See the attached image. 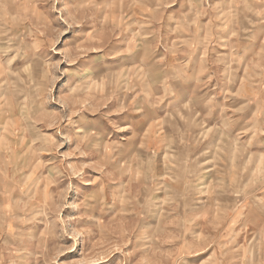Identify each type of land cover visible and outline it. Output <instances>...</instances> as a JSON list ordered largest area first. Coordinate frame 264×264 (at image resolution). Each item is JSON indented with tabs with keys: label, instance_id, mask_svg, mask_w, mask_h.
<instances>
[{
	"label": "rangeland",
	"instance_id": "rangeland-1",
	"mask_svg": "<svg viewBox=\"0 0 264 264\" xmlns=\"http://www.w3.org/2000/svg\"><path fill=\"white\" fill-rule=\"evenodd\" d=\"M0 264H264V0H0Z\"/></svg>",
	"mask_w": 264,
	"mask_h": 264
},
{
	"label": "crops",
	"instance_id": "crops-1",
	"mask_svg": "<svg viewBox=\"0 0 264 264\" xmlns=\"http://www.w3.org/2000/svg\"><path fill=\"white\" fill-rule=\"evenodd\" d=\"M194 92L196 91L190 90V88L186 87L185 84H180V86L178 87V83L176 82V110L183 104L186 96H191L194 94ZM176 160L179 167L182 165V163H184V158L182 156L176 157Z\"/></svg>",
	"mask_w": 264,
	"mask_h": 264
},
{
	"label": "bare ground",
	"instance_id": "bare-ground-1",
	"mask_svg": "<svg viewBox=\"0 0 264 264\" xmlns=\"http://www.w3.org/2000/svg\"><path fill=\"white\" fill-rule=\"evenodd\" d=\"M126 76H127V75H126ZM147 79H148V78H147ZM149 83H150V81H149ZM149 83H148V84H149ZM148 86H149V85H148ZM167 116H168V115H166V117H167ZM166 119H167V118H166ZM165 122H166V120L164 119V123H165ZM164 123H163V124H164ZM157 126H158V124H153V123H152V125L149 127L148 131L151 132V131L153 130V128H154V127L156 128ZM125 129H126V128H123V127H122V130H121V131H123V130H125ZM167 188H168V187H167Z\"/></svg>",
	"mask_w": 264,
	"mask_h": 264
}]
</instances>
